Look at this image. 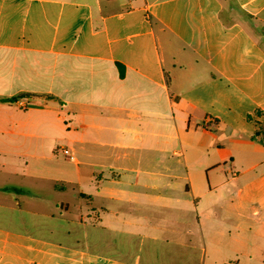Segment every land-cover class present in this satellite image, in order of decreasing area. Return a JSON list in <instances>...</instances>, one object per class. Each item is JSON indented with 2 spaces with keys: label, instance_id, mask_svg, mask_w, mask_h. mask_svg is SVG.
I'll use <instances>...</instances> for the list:
<instances>
[{
  "label": "crops",
  "instance_id": "0c3cea01",
  "mask_svg": "<svg viewBox=\"0 0 264 264\" xmlns=\"http://www.w3.org/2000/svg\"><path fill=\"white\" fill-rule=\"evenodd\" d=\"M233 117L260 138L264 0H0V176L38 184L0 185V264H264Z\"/></svg>",
  "mask_w": 264,
  "mask_h": 264
},
{
  "label": "rangeland",
  "instance_id": "374dc122",
  "mask_svg": "<svg viewBox=\"0 0 264 264\" xmlns=\"http://www.w3.org/2000/svg\"><path fill=\"white\" fill-rule=\"evenodd\" d=\"M235 127L237 129V133L235 134L234 138L239 139V140H250L252 141V146H244V145H235L234 147H231V149L236 150V152H233L235 156H242V155H256L259 157H264V125H262L261 127H256V131L258 130L259 132V136L260 138L258 139L257 136H255L254 133V124L253 123H249L247 127H242L240 126L241 123L238 122V120L235 119V117L232 118ZM261 131V133H260ZM251 151L255 152L254 154L251 153ZM229 165V161H226L225 163L222 162V167L227 168V166ZM261 168H264V164H262L260 166ZM231 176V175H229ZM16 177V178H15ZM0 178H2L0 180V185L1 186H11V187H15L17 189H22V188H36L34 185H38L35 180H31V179H24L21 176L17 177L15 175H2L0 176ZM31 186V187H30ZM51 184L46 183L41 190H36L37 192L41 193L39 196L42 200H45L48 202L49 205L52 206L51 210H47V206L44 202L40 201L38 203H33L31 202L26 196H22V195H18L17 197H19V201L22 203L21 207L25 208V209H30V210H36L41 209V210H45L42 212L45 213H50L52 215H57L59 214L60 211V207L59 209H55L54 205L55 203H58V199L61 198V196L55 194L52 192V189L50 188ZM38 193V194H39ZM0 197H2L3 201L6 200V198H8L5 195H0ZM68 197V196H67ZM37 204V205H36ZM70 206H69V210L68 212H63L62 213V218L60 219H65L67 217H71L72 215H74V203L73 202H69ZM5 214V211L3 212V216ZM1 215V214H0ZM1 217V216H0Z\"/></svg>",
  "mask_w": 264,
  "mask_h": 264
}]
</instances>
